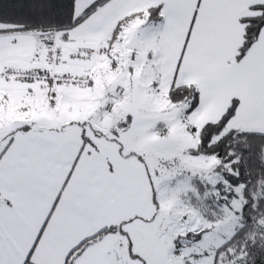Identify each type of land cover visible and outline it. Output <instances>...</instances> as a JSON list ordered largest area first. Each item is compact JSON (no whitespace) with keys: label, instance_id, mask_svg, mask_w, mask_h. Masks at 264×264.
I'll use <instances>...</instances> for the list:
<instances>
[{"label":"snow or ice","instance_id":"1","mask_svg":"<svg viewBox=\"0 0 264 264\" xmlns=\"http://www.w3.org/2000/svg\"><path fill=\"white\" fill-rule=\"evenodd\" d=\"M0 264H264V0H0Z\"/></svg>","mask_w":264,"mask_h":264}]
</instances>
